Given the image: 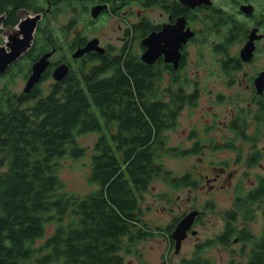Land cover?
I'll list each match as a JSON object with an SVG mask.
<instances>
[{
  "label": "trees",
  "instance_id": "16d2710c",
  "mask_svg": "<svg viewBox=\"0 0 264 264\" xmlns=\"http://www.w3.org/2000/svg\"><path fill=\"white\" fill-rule=\"evenodd\" d=\"M41 1L0 0L3 26L13 28L20 10L37 12ZM88 2L67 0L65 10L73 13ZM56 42L40 23L32 47L23 55L26 64ZM131 58L102 61L81 70L80 76L69 72L48 89L36 84L28 93L12 89L18 61L0 76V264H124L132 245L152 237L154 230L170 234L178 222L175 218L166 227H149L141 202L156 179L173 190L197 188L199 179L190 172L175 176L162 162L179 151L167 144L164 133L175 127L183 107L195 105L196 84L186 92L185 79L175 78L160 89L163 78ZM235 68L231 60L223 64L229 77ZM254 102L263 115L253 117L254 135H246L250 108L239 106L228 125L235 139L251 144L248 167L264 158V103ZM86 133L97 135L87 177L94 188L84 195L67 193L58 173L61 161L85 155L77 137ZM199 145L183 153H198ZM227 146L235 145L228 141ZM239 188L235 210L228 213L225 232L215 242L228 245L236 218L252 221L256 209L261 211L262 233L244 235L257 255L251 264L264 259V175L257 174L250 188ZM203 249L199 244L194 257L181 263L212 264L202 258Z\"/></svg>",
  "mask_w": 264,
  "mask_h": 264
},
{
  "label": "rangeland",
  "instance_id": "374dc122",
  "mask_svg": "<svg viewBox=\"0 0 264 264\" xmlns=\"http://www.w3.org/2000/svg\"><path fill=\"white\" fill-rule=\"evenodd\" d=\"M263 3V0H258V4ZM138 8L137 4H131V9L134 12ZM28 12L19 13L20 18L23 19L32 15ZM78 15L79 13L73 14L70 11H64L57 17L58 19L56 18L51 22L52 34L57 40L64 35V31L62 33V28L59 27L67 25L71 18H78ZM119 22L118 18L107 15L96 25L100 31V28H104L103 31L106 34L102 36L104 41L109 40L108 37L114 41ZM86 26H79L78 29L81 30ZM89 30L92 32L90 28ZM89 30L87 29L86 33H80H85L90 37L94 32L90 33ZM15 33H17L16 28L1 27L0 46H4L7 38ZM213 39L210 38L209 44L201 47L190 46L191 63L188 66V74L190 80L196 84L198 98L194 106L183 107L177 116L175 127L164 133L167 137V144L179 149V151L174 156H164L162 158L163 164L175 176L190 172L199 179L197 188L173 190L161 179H156L148 187L147 192L143 194L141 206L145 209V220L153 229L166 227L175 218L181 219L182 215L184 216L193 209L202 210L207 201L213 202L214 209L211 211L204 209L205 213L194 226L196 235L186 233V237L181 240L177 253H175L174 241L170 239V234L154 230L152 237L132 245L131 251L124 254V264H182L181 260L190 256L197 241L212 237L222 229V219L219 212L230 207L236 189L242 187L246 190L254 184L257 174L264 175V158L252 167L246 166L245 159L251 150V144L243 143L240 138L235 139L228 127L232 114L239 106L250 108L252 120L249 118L250 125L246 135H254L253 117H262L263 115L260 113L258 115L256 102L251 100L255 92L253 91L252 94L250 79L264 63V52L256 53L250 65L243 66L240 71H235L228 77L220 67L219 55L210 50ZM238 47L236 45L231 46L229 54L234 55ZM26 65V60L23 57L16 65L14 84L12 85V89L16 92H21L24 87L23 73L26 71ZM49 83V80L43 81L40 86L46 89L45 87ZM165 83L164 81L162 86L166 85ZM261 97L264 103V93ZM260 126V133H262L264 119ZM258 136L257 149L262 146L261 135ZM96 138L95 133L78 136L77 140L84 148L85 155L76 159L65 158L61 161L62 165L58 173L64 183L65 192L84 195L94 188L88 183L87 177L89 156L92 153ZM228 141L235 145L234 149L227 146ZM194 143L200 144L199 152L184 154L183 152L188 151ZM239 148L242 151L240 155L243 154V156L238 154ZM251 227L254 233H258L261 227L259 215H256ZM52 228V225L48 227L46 235L51 233ZM233 247L236 248L237 245ZM206 255L211 257L216 264H229V260L232 258V254L221 246H212L211 249L207 250ZM234 258V264H238L239 257L235 255Z\"/></svg>",
  "mask_w": 264,
  "mask_h": 264
},
{
  "label": "flooded vegetation",
  "instance_id": "af4514ba",
  "mask_svg": "<svg viewBox=\"0 0 264 264\" xmlns=\"http://www.w3.org/2000/svg\"><path fill=\"white\" fill-rule=\"evenodd\" d=\"M66 1L67 0H42L41 5L37 9V12L29 11L28 13H32V15L37 13L40 14V18L36 23V28L40 23H44V30L46 32V35L48 36L49 33H52L50 32V24L51 22L56 20V18L59 17L62 12L66 11ZM89 1L90 2L87 3L86 7L81 8V6H79L75 8V11L73 10V14L79 13V15L78 18H73L75 20L72 26L67 27L68 25H62L61 27H59L60 29L63 28L62 33L65 30L64 35H62V37H59V40L56 39V44L51 45V47L48 49V51L53 50V53L48 58L46 69L41 74V77L36 84H41V82L49 80L50 83L45 87L46 89H48L49 86L53 84V82H56L52 78V73L60 65L66 66V75L69 72H72L80 76V72H82L81 70L84 69L86 71L90 66L100 65L102 61H116L117 59H120L123 62L124 60L128 61L130 57H132L131 59H135L136 61L141 62L144 66L149 67L153 71V74L163 78L160 89L166 87L170 83V79L180 78L185 79L186 81V84H184L183 87L184 90L186 92H190L194 89L195 84V82H192L190 80L188 74V66L191 63L190 46L201 47L209 44L210 38H214L211 41L212 46L210 50L213 53L219 55L218 62L220 63V67H222V69L223 64L228 60L236 63L237 69L235 68V70H231L232 74L235 73V71H240L243 66L250 65L253 62L256 53H258L259 51L264 52V3L258 4V0ZM133 3L137 4L139 7L135 12L131 9V4ZM95 5H103L105 7L98 13L95 18H93L90 16V8ZM242 6L250 7L248 13L241 11ZM22 11L27 10H20V13ZM107 15L116 17L120 21L117 24V34L114 37V41L111 37H108L109 40L104 41L102 39V36L106 35L103 31L104 28H100V31L96 26L104 18V16ZM0 17V28H5L3 26L4 15L0 14ZM21 20L22 18H20L19 15L18 22L13 28H16L17 30V25ZM82 22L84 24L80 25V23ZM177 23L181 24L180 32L190 34L186 41L181 43V46L179 47V58L177 60V63L174 64L173 62L166 61L165 55L162 52L156 56L155 60L152 63L144 62L141 57L148 48L145 44L142 43V41L149 37L151 34H157L158 37L156 40V44H158L160 48L166 49L167 44H169V40H167V38H164L163 32L165 29L174 27L175 25H177ZM79 26L86 27H83V29L79 30ZM36 28L33 33V39ZM89 28L92 30V32L89 30ZM87 29L90 31V33L94 32L92 35H90V37L85 34L87 32ZM242 29H244L243 32ZM252 30H256V34L261 35V38L254 40V51L251 59L248 61H242L240 58V50L247 42L249 33ZM80 32L85 33L83 34ZM56 35L58 36V33ZM33 39L30 48L33 45ZM91 39H96V48L86 51L81 56L74 58L72 56L73 53L78 48H84ZM6 42H4V45ZM233 45L239 47L236 49L234 55H230L229 49ZM6 49L8 50L7 47ZM99 49H101V52L99 51ZM27 51H25L19 58H17V60L12 62L7 67L4 73H6L9 68H12V66L17 61H19ZM45 52L41 53L38 58ZM34 62L26 65V71L23 73L24 82L29 76L31 72V65ZM263 69L264 63L257 69L255 74L251 76L250 82L252 94L253 91L255 92V95H252V101H255L257 99L262 100L261 96L262 93H264V85L261 93L258 94L254 85V80L258 76V74L263 71ZM224 73L226 74V72ZM44 76L45 78H43ZM164 81L166 82V85L162 86V83ZM176 88L177 85H173V89ZM235 201L236 199L235 197H233L230 207L224 211L219 212L220 218L222 219V229H220L212 237H208L203 241H197L194 244V248L190 256L186 258L187 260H191L194 257L195 253H197L196 247L199 244L204 246V249L201 251L202 258L204 260L205 258H207L206 260H210L212 264H216V262L211 257L206 255L207 250L211 249L212 246L224 247L232 254V258L229 260V264H234L235 255L239 257L238 264H249L250 260L256 258L257 255H254L251 252L252 247L248 242H246L245 236L247 232L254 236H259L262 233L261 211H258L257 209L255 214L257 216L259 215L261 219V227L258 233H254L252 231L251 224L254 220L243 221L242 217L238 216V218H236V221L233 223L236 228L234 234L231 236V242L228 245H222L215 242V239L217 237H220L225 232L227 226V215L229 212L235 210ZM204 209H206L207 211L213 210V202L207 201L202 207V210L193 209L196 210L198 214L195 216L191 227L187 230V234L190 233L191 235H196L197 232L194 230V226L197 224V222H199L200 217L205 213ZM243 230H246V232H242ZM236 245L237 247L234 248L233 246ZM251 264H264V259L261 257L260 262L255 261Z\"/></svg>",
  "mask_w": 264,
  "mask_h": 264
},
{
  "label": "water",
  "instance_id": "95a60500",
  "mask_svg": "<svg viewBox=\"0 0 264 264\" xmlns=\"http://www.w3.org/2000/svg\"><path fill=\"white\" fill-rule=\"evenodd\" d=\"M103 5H95L90 8V16L95 18L98 13L104 8ZM250 7L242 6L241 11L248 13ZM40 18V14H34L25 17L17 25V33L11 34L7 38V42L4 46H0V75L3 74L7 67L17 60L25 51L30 48L33 33L36 28V23ZM1 22V17H0ZM179 23V22H178ZM175 25L169 29H165L163 32L164 38L169 40L167 48H160L156 44L158 35L151 34L149 37L142 41L147 46V51L142 55L141 59L146 63H152L156 56L161 52L165 55V60L168 62L177 63L179 58V47L181 43L185 42L190 36L189 33L180 32L181 24ZM261 35L256 34V30H252L249 33V38L245 45L240 50V58L242 61H248L251 59L254 51V40L260 39ZM96 39H91L84 48H78L74 53L73 57L77 58L84 52L91 49H95ZM8 48V50L6 49ZM101 52V49H99ZM53 53V50L42 54L32 65L31 72L27 77L22 92L28 93L30 89L39 81L41 74L45 71L48 64V58ZM67 68L65 65L58 66L52 73V77L55 80H61L66 75ZM254 85L257 93H261L264 85V69L261 71L254 80ZM198 214L196 210H192L186 213L181 219L178 220L173 230L170 233V239L174 241L175 253L179 251L181 240L186 237L187 230L191 227L195 216Z\"/></svg>",
  "mask_w": 264,
  "mask_h": 264
},
{
  "label": "bare ground",
  "instance_id": "6f19581e",
  "mask_svg": "<svg viewBox=\"0 0 264 264\" xmlns=\"http://www.w3.org/2000/svg\"><path fill=\"white\" fill-rule=\"evenodd\" d=\"M52 78H53V77H52ZM53 79H54V78H53ZM62 79H63V78H62ZM62 79H61V80H62ZM54 80H55V79H54ZM55 81H57V80H55ZM58 81H60V80H58Z\"/></svg>",
  "mask_w": 264,
  "mask_h": 264
}]
</instances>
